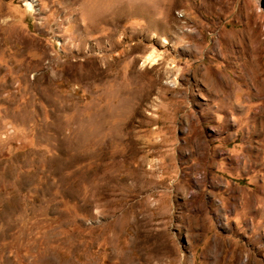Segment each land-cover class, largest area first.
Segmentation results:
<instances>
[{
	"label": "rangeland",
	"instance_id": "1",
	"mask_svg": "<svg viewBox=\"0 0 264 264\" xmlns=\"http://www.w3.org/2000/svg\"><path fill=\"white\" fill-rule=\"evenodd\" d=\"M0 264H264V0H0Z\"/></svg>",
	"mask_w": 264,
	"mask_h": 264
},
{
	"label": "bare ground",
	"instance_id": "2",
	"mask_svg": "<svg viewBox=\"0 0 264 264\" xmlns=\"http://www.w3.org/2000/svg\"><path fill=\"white\" fill-rule=\"evenodd\" d=\"M146 60L147 61H153V62H156L158 60L157 58V54L152 51L151 53H149L147 56H146Z\"/></svg>",
	"mask_w": 264,
	"mask_h": 264
}]
</instances>
